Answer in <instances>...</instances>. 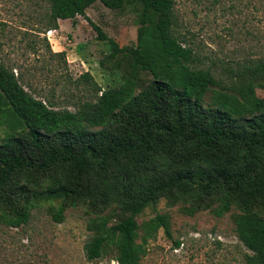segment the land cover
<instances>
[{
	"label": "trees",
	"instance_id": "1",
	"mask_svg": "<svg viewBox=\"0 0 264 264\" xmlns=\"http://www.w3.org/2000/svg\"><path fill=\"white\" fill-rule=\"evenodd\" d=\"M47 2L46 30L82 17L109 46L105 59L114 64L99 66H123L122 79L102 89L84 73L69 81L79 95L57 106L27 91L21 74L0 60V226L26 225L43 206L61 222L66 209L82 207L91 234L86 259L113 249L117 264H139L160 230L172 239L168 215L137 222L164 200L186 216L231 213L249 252L244 263L264 264V98L250 100L249 112L239 100L253 92L251 65L264 66V55L203 66L176 33L174 0ZM96 2L111 10L140 7L134 45L120 47L87 18ZM256 3L264 12V0ZM259 11L243 18L237 12L233 26L243 39H264L246 27ZM52 55L66 64L64 52ZM139 73L150 78L141 81Z\"/></svg>",
	"mask_w": 264,
	"mask_h": 264
},
{
	"label": "rangeland",
	"instance_id": "2",
	"mask_svg": "<svg viewBox=\"0 0 264 264\" xmlns=\"http://www.w3.org/2000/svg\"><path fill=\"white\" fill-rule=\"evenodd\" d=\"M174 1L176 33L199 53L203 66L214 65L218 60L236 66L264 55V39H243L233 26L238 11L243 18L259 8V20L249 21L246 27L264 34L263 5L256 0ZM48 8L47 0H0V60L12 67L16 75L21 74L24 88L39 98H49L57 106H65L72 102L70 96L80 93V87L75 89L69 81L84 73L91 74L102 89L118 85L123 66L113 72L99 66L101 60L107 68L114 64L105 59L109 46L97 40V32L82 17H76L75 25L65 20L61 32L57 30L47 38L44 15ZM139 8L111 10L96 2L86 15L107 37L124 47L136 43ZM60 52H64L66 64L52 55ZM262 68L251 65L253 92L239 98L243 110L250 100L264 98ZM138 76L141 81L150 78L147 73ZM64 84L68 85L66 89ZM4 132L5 127L0 126V139ZM179 208L161 200L137 218L141 224L155 214L168 215L172 236L168 239L160 230L149 240L147 253L139 264H245L243 256L249 252L235 235L231 213L222 218L208 212L186 216ZM84 212L82 207L68 208L64 219L56 222L43 206L33 212L26 225L0 226V264H117L113 249L100 259H86L84 245L91 234ZM173 240L180 242L179 247H174Z\"/></svg>",
	"mask_w": 264,
	"mask_h": 264
},
{
	"label": "built area",
	"instance_id": "3",
	"mask_svg": "<svg viewBox=\"0 0 264 264\" xmlns=\"http://www.w3.org/2000/svg\"><path fill=\"white\" fill-rule=\"evenodd\" d=\"M56 32V30H49L48 32H47V38H50V36L53 34V33H55Z\"/></svg>",
	"mask_w": 264,
	"mask_h": 264
},
{
	"label": "crops",
	"instance_id": "4",
	"mask_svg": "<svg viewBox=\"0 0 264 264\" xmlns=\"http://www.w3.org/2000/svg\"><path fill=\"white\" fill-rule=\"evenodd\" d=\"M65 20H59L58 21V25H59V29H58V31H60L61 32V26H62V23L64 22ZM57 31V30H56Z\"/></svg>",
	"mask_w": 264,
	"mask_h": 264
}]
</instances>
